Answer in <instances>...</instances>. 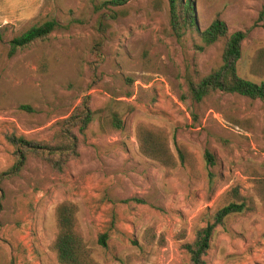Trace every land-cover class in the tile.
I'll return each mask as SVG.
<instances>
[{"label":"rangeland","instance_id":"obj_1","mask_svg":"<svg viewBox=\"0 0 264 264\" xmlns=\"http://www.w3.org/2000/svg\"><path fill=\"white\" fill-rule=\"evenodd\" d=\"M110 1L0 0V174L15 161L7 136L53 144L85 98L95 112L79 157L63 172L44 155L29 154L17 176L0 181V264H58L50 247L54 210L64 201L79 207L99 264H188L183 246L211 221L225 193L239 187L251 196L253 180L264 177V100L220 92L198 106L185 100L187 76L201 79L222 64L225 39L207 45L200 37L216 20L230 34L248 32L237 72L264 84L250 73L255 51L264 48V0H191L196 31L181 40L171 30L169 0L100 7ZM100 14H114L102 20L101 34ZM52 20L62 28L8 57L12 39ZM97 45L102 61L95 63ZM139 123L164 129L173 152L177 144L193 154L195 170L178 166L166 177L142 157ZM103 234L105 247L98 243ZM205 261L264 264L259 204L218 229Z\"/></svg>","mask_w":264,"mask_h":264},{"label":"trees","instance_id":"obj_2","mask_svg":"<svg viewBox=\"0 0 264 264\" xmlns=\"http://www.w3.org/2000/svg\"><path fill=\"white\" fill-rule=\"evenodd\" d=\"M127 1L112 0L100 4V7L106 8L107 4L122 7ZM192 7L191 0L183 2L169 0L170 26L178 40L183 39L186 33L196 31ZM263 15L264 12L261 14V19ZM107 17L114 19V14L108 16L100 14L98 18L97 32L100 34L104 31L102 20ZM61 28L62 26L55 20L31 27L9 42L8 57L14 56L18 51L36 42L46 40ZM200 37L207 45L225 39L222 64L217 70L201 79L196 80L187 76L185 100L193 106H198L216 92L238 95L253 101L264 100V84L244 80L237 72L242 45L248 37V32L238 31L230 34L225 23L216 20L200 33ZM92 53L95 56V63L98 60L102 61V45L95 46ZM250 73L257 78H264V48L255 51L250 63ZM94 115L95 112L90 107V98L87 97L76 112L64 120L53 144H39L14 135L7 136L6 140L14 148L15 161L10 169L0 174V181L17 176L25 166L29 154L44 155L54 171L63 172L70 161L79 157V149L83 145L86 130L93 121ZM112 126L118 130L122 128L118 119L112 121ZM136 142L139 154L158 164L164 170L166 177H170L178 166H188L191 170L196 168L193 154L185 147L175 144V152L172 151L169 136L164 129L139 123L136 126ZM205 160L208 166H214V159L208 151L205 152ZM252 183L251 196L244 195L239 187L226 192L222 206L211 216V221L195 232L191 243L183 246L189 258L188 264H207L205 258L214 236L231 217L254 213L258 204L264 210V177H257ZM78 214L79 207L70 201L61 202L55 207L56 233L50 249L56 255L58 264H99L85 241ZM144 239L145 243L150 245L154 238L149 234L148 238ZM107 240L108 236L103 234L99 236L98 243L105 247ZM160 245L162 246L163 242Z\"/></svg>","mask_w":264,"mask_h":264}]
</instances>
